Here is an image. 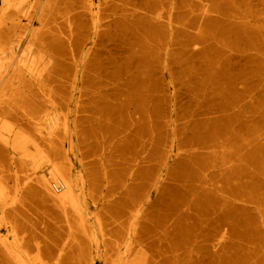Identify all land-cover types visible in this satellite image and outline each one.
Segmentation results:
<instances>
[{"label": "rangeland", "instance_id": "1", "mask_svg": "<svg viewBox=\"0 0 264 264\" xmlns=\"http://www.w3.org/2000/svg\"><path fill=\"white\" fill-rule=\"evenodd\" d=\"M0 52V264H264V0H0Z\"/></svg>", "mask_w": 264, "mask_h": 264}, {"label": "bare ground", "instance_id": "2", "mask_svg": "<svg viewBox=\"0 0 264 264\" xmlns=\"http://www.w3.org/2000/svg\"><path fill=\"white\" fill-rule=\"evenodd\" d=\"M1 53V52H0ZM45 59V58H44ZM7 66V65H6ZM41 66V65H40ZM24 72V71H23ZM21 76V75H20ZM41 76V75H40ZM22 79V78H20ZM23 81V79H22ZM50 116V115H49ZM53 117V116H52ZM53 119V118H52ZM57 119V118H56ZM6 120V119H5ZM66 123V122H65ZM52 125V124H51ZM55 127V126H54ZM28 137V136H27ZM26 139V138H25ZM31 157V156H30ZM44 171V170H43ZM57 174H58V171L55 167H48V176L49 178L51 179H54L56 180L55 184H54V187H55V191L57 192H61L63 190V197L65 196H70V197H73V189L72 187L68 184L66 185L62 180H57ZM73 183V182H72ZM61 185V186H60ZM65 188V189H64ZM75 191V190H74ZM76 194V193H75ZM60 196V195H59ZM76 196H74L75 198ZM70 199V198H69ZM77 199V198H76ZM75 199V200H76ZM71 200V199H70ZM74 200V201H75Z\"/></svg>", "mask_w": 264, "mask_h": 264}]
</instances>
